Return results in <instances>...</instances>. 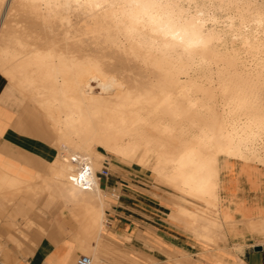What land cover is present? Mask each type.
Masks as SVG:
<instances>
[{"label": "bare ground", "instance_id": "bare-ground-1", "mask_svg": "<svg viewBox=\"0 0 264 264\" xmlns=\"http://www.w3.org/2000/svg\"><path fill=\"white\" fill-rule=\"evenodd\" d=\"M3 20L0 73L69 152L52 172L85 200L87 237L110 155L210 203L221 155L264 164V0H12Z\"/></svg>", "mask_w": 264, "mask_h": 264}, {"label": "crops", "instance_id": "crops-1", "mask_svg": "<svg viewBox=\"0 0 264 264\" xmlns=\"http://www.w3.org/2000/svg\"><path fill=\"white\" fill-rule=\"evenodd\" d=\"M54 141L53 131L26 94L0 74V244L6 264L13 257L18 264H73L85 254L92 260L103 256L104 264H116L117 251L140 264H150V260L153 264H264V164L221 155L216 203L151 171L153 178L174 190L163 187L154 191L120 183L119 195L109 202L103 194L117 191L119 181L100 176L98 203L104 210L103 228L97 237H87L85 217L79 214L85 200L79 193L74 198L64 184L67 182L54 178ZM35 203L41 204L32 211L30 205ZM54 203L62 214L55 225ZM30 222L32 227L21 233L10 227Z\"/></svg>", "mask_w": 264, "mask_h": 264}, {"label": "rangeland", "instance_id": "rangeland-1", "mask_svg": "<svg viewBox=\"0 0 264 264\" xmlns=\"http://www.w3.org/2000/svg\"><path fill=\"white\" fill-rule=\"evenodd\" d=\"M11 8H12V0H7L6 4H4L2 11H1V14H0V27L4 21L3 19H5V16L11 12ZM0 74H2V73H0ZM99 81H100L99 79H95L93 81L94 86L96 87V90H97V92H95V93H97V94L101 93V89L99 87V85H100ZM27 98H28V96H27ZM54 135H55L54 146H56L57 134L54 133ZM55 150L59 151L61 158H62L63 154L64 155L69 154V152H66L62 147L58 148V150H57V148H55ZM110 158H111V161H108V162L101 161V164L97 165L98 169H99V175H100L101 170L103 168H107L110 172L111 178L115 177L118 179V181H119L118 187L119 188L117 189V191H113V192L105 191L103 194L104 200L110 202L111 200L114 199L112 197L113 195H116V196L119 195V191H121V187H120L121 184H123L124 186H127V187H129L131 184L132 185H139V186L143 185L144 187H147L149 190H154V191L158 190L159 188H163V187L166 188L167 190H169L170 192H172V190H174V189L160 183L159 181H157V179L153 178L151 176V174L148 172L150 170H146L143 167L138 166L136 163H128V162L119 163L120 160L117 159L116 157L112 156V155H110ZM110 176H108V177H110ZM102 178H104V177H102ZM105 178H107V177H105ZM154 195H156L155 192H154ZM8 204L12 206L14 203L11 202ZM40 204L41 203H35L34 207L32 205H30V207L33 208V210L32 209L31 210L34 211L35 209H37L40 206ZM56 205H57L56 203L53 204V222H54V225H55V223H59L62 220L61 211H60V209H57ZM110 208H111V206H109V208H107V210H109ZM107 218L108 217L106 216V224H107ZM2 219H3V215H0V221H2ZM9 219L11 220L12 216H10ZM39 219H40V217L38 216L36 219V221H38V223H39ZM6 220H7V217H6ZM33 226L37 227V225H33ZM10 227L12 230H15L18 233H21L22 230H24L25 228L27 229L29 227H32V222L27 223L25 225L18 223V224L10 225ZM94 242L98 243L96 240H93V243ZM0 250L2 251V261L1 262L6 264L7 259H6V255H5V249L1 244H0ZM7 251L11 252L10 250H8V248H7ZM105 251L113 254L112 250L111 251L105 250ZM116 253L117 254L115 255V259L113 260V262L116 264H119V263H122V264H127V263L128 264L129 263L140 264V262H138L136 260H133L132 262L130 260H126L123 256V254L120 253V251H117ZM13 258L14 259L11 260L10 264H18L19 260L17 259V257H13ZM76 259L74 260L73 264L75 263ZM154 262L155 261L150 260L149 263L153 264Z\"/></svg>", "mask_w": 264, "mask_h": 264}, {"label": "built area", "instance_id": "built-area-1", "mask_svg": "<svg viewBox=\"0 0 264 264\" xmlns=\"http://www.w3.org/2000/svg\"><path fill=\"white\" fill-rule=\"evenodd\" d=\"M73 162L78 164L79 170L82 172L81 176L83 177L85 174L89 171V166L86 165V159L82 160L81 158H73ZM101 178L102 177H108L110 176V172L107 168H103L100 173ZM2 255L0 254V263H1ZM27 264H33L31 262H28ZM74 264H93V260L88 255H82Z\"/></svg>", "mask_w": 264, "mask_h": 264}]
</instances>
